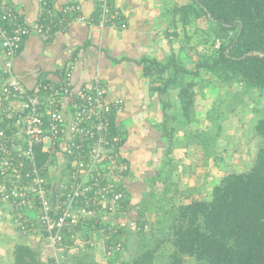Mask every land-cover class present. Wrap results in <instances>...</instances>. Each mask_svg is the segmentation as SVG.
Returning a JSON list of instances; mask_svg holds the SVG:
<instances>
[{"label": "crops", "instance_id": "obj_1", "mask_svg": "<svg viewBox=\"0 0 264 264\" xmlns=\"http://www.w3.org/2000/svg\"><path fill=\"white\" fill-rule=\"evenodd\" d=\"M4 1L17 6L25 22L33 24L40 20L45 0ZM177 1L181 6L180 0ZM48 2L53 7L54 15L74 5L80 8L78 15L83 19L74 17L65 24L61 22L50 39L38 35L29 36L14 63L15 76L29 91H34L45 80L56 83L58 75L73 65L72 82L75 89L99 79L105 85L110 100H124L125 108L116 116L115 123L125 138L121 156L129 163L130 170L121 184L130 200V214L138 217L136 209L145 201L162 194L165 182L173 181L174 172L180 174L181 179L183 177L182 181L189 177L195 149L197 163L200 159L204 163L206 157L202 144L197 142L195 145L183 136L172 140V153L167 156L168 143L161 128L164 124L169 128L177 122H189L181 111L179 86L183 81L190 80L187 76L179 75L177 88H170L161 95L160 91L167 80L174 77V69H169L163 75L154 73L145 76L144 62L149 59L166 64L171 56L176 55L183 68L192 70L198 56L205 49L196 41L190 44L186 42L180 12L175 10V0H107L111 16L116 17L115 22L125 23L124 29L119 25L112 26L111 22L101 27V0ZM176 32L178 35H175ZM195 82L191 91L194 95L193 106L195 104L192 109L197 110L204 104L203 93L211 86H216L218 80L201 72ZM228 85L232 88L235 85L238 90L230 96L232 101H242L243 96L250 97L252 94L253 89L242 83L231 82ZM59 172L65 175L63 166L57 163L49 172L54 183L61 178H58ZM198 189L191 188L189 191L195 192ZM13 216L9 205L0 204V261L9 258L12 264L13 252L21 244L39 249L43 259L47 254L51 255L49 258L58 257L57 250L48 244L42 234L35 214H29L25 219L31 227L27 232L18 229ZM112 220L102 214L97 226L108 225ZM84 231L78 232V235ZM76 238L77 235H71L72 240ZM99 243L106 252L103 234L99 236Z\"/></svg>", "mask_w": 264, "mask_h": 264}, {"label": "built area", "instance_id": "obj_2", "mask_svg": "<svg viewBox=\"0 0 264 264\" xmlns=\"http://www.w3.org/2000/svg\"><path fill=\"white\" fill-rule=\"evenodd\" d=\"M101 4V27L111 22L126 28L115 22L107 0ZM73 12L80 8L63 10ZM48 15L50 22L27 24L17 6L0 0V123L11 121L7 128L0 126V204L12 208L23 230L29 228L22 220L35 214L52 247L62 242L66 230L97 220L104 211L118 220L103 227L107 239L127 229L145 231L148 225L129 217L123 204L121 183L130 165L121 156L125 138L117 126L112 128V118L123 112L124 100H110L99 79L75 89L73 65L56 83L40 84L34 91L15 76L24 41L31 35L50 39L60 26L52 10ZM37 149L54 163L40 167ZM57 163L65 175L54 183L49 172ZM122 249L118 243L116 251Z\"/></svg>", "mask_w": 264, "mask_h": 264}, {"label": "trees", "instance_id": "obj_3", "mask_svg": "<svg viewBox=\"0 0 264 264\" xmlns=\"http://www.w3.org/2000/svg\"><path fill=\"white\" fill-rule=\"evenodd\" d=\"M175 6V10L180 12L186 42L190 44L196 41L205 51L198 56L192 70L183 68L176 55L171 56L166 64L145 60V76L154 73L163 75L171 68L175 71L174 77L167 80L160 91L161 95L177 86L179 75L187 76L190 81L180 84L179 99L182 114L188 118L194 98L191 91L201 72L214 76L224 84L239 82L264 94V0H186L181 6L175 0ZM43 7L40 20L50 22L48 10L53 11V7L48 0L43 2ZM78 14L62 12L55 15V20L65 24ZM202 23L204 27L200 25ZM256 52L262 56L256 55ZM66 71L58 75L59 79ZM49 83L46 80L41 82L42 85ZM115 118L114 115L113 129H116ZM10 122L6 119L0 126L7 128ZM161 131L168 143L166 154L169 156L172 153L173 135L166 124ZM255 134L261 139V145L247 172L225 175L213 188L208 200L181 202L170 210L167 238L158 245L162 246L164 242L170 244L171 264H183L186 259H192L196 264H264V115L255 126ZM37 159L40 167L54 163L40 149H37ZM170 185L165 182L164 194L169 192ZM123 191V204L130 212V200ZM142 218L143 213L139 212L138 221L141 222ZM22 223L31 228L28 222L22 220ZM84 226L63 233L62 242L54 247L58 252L57 258L51 257L45 261L39 249L21 244L13 252L12 264H56L59 258H62L61 264H100L87 257L81 260V257L69 255L75 248L71 235L84 231ZM17 227L23 230L21 226ZM96 228L101 229L102 226ZM42 234L50 245L44 229ZM120 234L122 232L111 235L109 239L105 237L109 256L123 251H116ZM157 251L158 248H155L132 262L122 264H153Z\"/></svg>", "mask_w": 264, "mask_h": 264}, {"label": "rangeland", "instance_id": "obj_4", "mask_svg": "<svg viewBox=\"0 0 264 264\" xmlns=\"http://www.w3.org/2000/svg\"><path fill=\"white\" fill-rule=\"evenodd\" d=\"M185 1L180 0L181 3ZM200 25L204 27L203 23ZM236 88L235 85L232 88L218 80L216 86H211L203 93L204 104L201 108L190 109L188 118L184 116L189 122L184 124L177 122L169 127L173 140L183 136L195 145L199 142V145L205 147L206 157L204 163L202 159L197 163L195 149L188 171L192 181L189 177L182 181L183 177L181 179L180 174L174 172L175 176L173 175L167 194H159L136 209L138 214L143 213L144 218L141 222L148 225L147 229L144 232L129 229L122 232L118 240L123 245V251L115 256H109L99 243L100 234L106 235L104 225L101 224V229L96 226L102 214L109 218L114 217L105 211L101 212L97 220L85 224L86 232L77 234L74 240L75 248L69 254L71 257H81V260L87 257L100 264H122L132 262L145 252L158 248L153 264H171L172 247L168 242L159 246L158 242L167 238L169 215L173 206L181 202L210 199L212 187L220 183L225 175L247 172L252 167L261 145V139L255 134V126L264 115V94L252 90L250 97L243 96L244 101L241 99L232 101L230 96L238 91ZM193 107L195 104L194 106L192 104ZM197 168L199 173L196 171ZM59 173L58 178H63V174ZM191 188H199L201 191L198 192V189L190 192ZM129 217L138 219L137 215L134 217L130 213ZM116 219H113L114 224L118 221ZM88 224L90 225L87 226ZM50 256L47 254L44 260L48 261ZM61 260L59 258L56 264H61ZM0 264H10L9 258L3 259ZM183 264L196 263L192 259H186Z\"/></svg>", "mask_w": 264, "mask_h": 264}, {"label": "water", "instance_id": "obj_5", "mask_svg": "<svg viewBox=\"0 0 264 264\" xmlns=\"http://www.w3.org/2000/svg\"><path fill=\"white\" fill-rule=\"evenodd\" d=\"M255 54H256V55H259V56H262V54H261V53H259V52H256Z\"/></svg>", "mask_w": 264, "mask_h": 264}]
</instances>
